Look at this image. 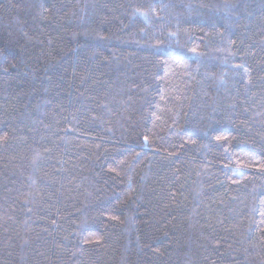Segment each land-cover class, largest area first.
I'll return each mask as SVG.
<instances>
[{
  "label": "trees",
  "instance_id": "trees-1",
  "mask_svg": "<svg viewBox=\"0 0 264 264\" xmlns=\"http://www.w3.org/2000/svg\"><path fill=\"white\" fill-rule=\"evenodd\" d=\"M0 264H264V0H0Z\"/></svg>",
  "mask_w": 264,
  "mask_h": 264
}]
</instances>
